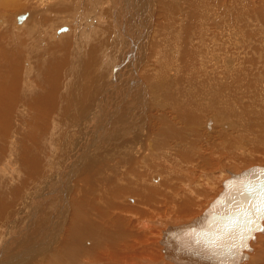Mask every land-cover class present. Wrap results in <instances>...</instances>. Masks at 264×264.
I'll list each match as a JSON object with an SVG mask.
<instances>
[{
  "label": "bare ground",
  "instance_id": "6f19581e",
  "mask_svg": "<svg viewBox=\"0 0 264 264\" xmlns=\"http://www.w3.org/2000/svg\"><path fill=\"white\" fill-rule=\"evenodd\" d=\"M24 1L26 2V6H24L20 0H0V10H2V12L9 13L11 10H13V12L11 13V20H14L13 16L16 14L14 24L13 21H10L12 30H7L6 28H4V30L6 29V32L4 34L7 36V45H5L7 47L3 46L5 48L0 49V70L3 69L2 65L4 67H8L10 70V73L8 74L9 77H5V79L9 78V80H6L9 81V83L5 81L4 84L6 86H10L12 84V81L19 78L18 70H21V60L24 56H34L37 60V66H41L40 72H42L43 70V74L46 73L48 74V76L52 77V81H50L49 86H56L52 88L50 87L51 90L55 92V90H58L59 87L58 80H61L60 74L58 73L60 72V70L58 71V68L55 70V68H53V65L52 68L58 72L54 71V73H51L53 70H49L48 73V68L42 66V62H40L42 63L41 65H38V61L42 59L43 62H46V55L44 52H48L51 55H58V52H61V50L63 49L62 46H72V43L75 53V50L78 48L79 41L73 38V35L71 33L63 35L60 46L53 47L57 45V43H52L54 42L53 37L47 33V36L46 34L42 35V32L44 30L39 29L40 27H38V25H41L39 24V22H44L47 24L57 22L56 20H59L63 15L68 17L69 15L71 16V14L78 12V4L77 2L71 3L69 0H36L33 1V3H31L32 0ZM82 1L84 3H88V7H95L100 0ZM135 1L111 0V5L116 7L123 6V8H120H122L121 10L123 13H125V15L124 17H121L122 20H118L119 23L120 21L123 22V26H126L128 24L127 21H129L128 14L130 13H128V10H126V5L130 3H136ZM158 1H160V4H162L163 6L162 14L159 17L161 19H164L166 22L163 23V21H160L162 24L158 23L159 27L155 32L154 40H152L154 41V43L152 42L153 45L150 44L152 47L151 51H153V53L150 52L151 55H146L145 58L147 60L152 58L154 61L159 62V66L151 68L152 73L148 75V81L145 80V77L143 80H139L138 77H140L141 73H139L140 70H137L136 59H139L141 57L140 55L143 52L137 54L135 53V51H133L129 57L127 56V54L124 55L128 58L125 62H122V64L124 65H119L120 67L118 68L119 72L123 75V79L118 84L119 88H123L125 92H128L129 89H132L131 85L141 86L139 91L141 93V96L137 95V97L143 99V103L141 102L140 106H131L130 109H127V113H134L138 110L143 112L146 105H149L151 106V110H154V112L149 114L159 115L158 119L154 122V125L156 126L153 127V122L151 120H142L141 122H139V127H137L136 129L127 130L128 120L122 122L120 120V117L119 121L115 122V124H117L115 128L119 126L118 131H111V128L110 130L106 131L107 136L103 138L104 133H101V130L104 129V126L106 125L105 119L107 117L106 114H108V108L106 107L111 99H119L112 97L111 91L113 84L110 83L108 85L109 87L105 91L106 94L103 95L104 98L101 97L103 101L102 99H100L99 102H97V104L95 105L94 113L92 114L91 111V113L88 114V116L90 117L89 120H86L85 118L86 121H84L87 122V124H89V122L96 123L94 125H96L97 131L93 132V125H85L81 136L73 145L72 154L68 156V160L65 162L66 165L64 171L59 176H52L47 179V182H45L41 187L42 195L53 197L54 200V211H51L49 208L46 212V214L50 213L52 216L51 223H48L47 226L42 229L40 235H38V239H36V236L34 240L31 241V245L27 244L28 248L25 253H21L17 250L21 249L22 247L14 248L18 243L22 241L21 238H19L20 242H18L17 240L14 241L12 240V238H6V243L2 248H0V253L1 251L5 253L8 250H13L14 253L16 252V255H10V258L3 257V259H5L3 264H42L44 262H46L47 264H155V262L152 260H155L157 258L158 252L156 246L153 243V240H155V238H158L159 229L161 233L159 239L157 240V244L159 245L160 243L161 263L169 261L172 264H223V254H218L212 251L209 252V250H207L206 253L212 255V259L207 258V255L202 252H189L191 253L190 257H186L183 253H188V251L186 252L182 249L180 250L179 247H176L177 244H182V242L180 241L182 232H179L177 227L187 225V223L194 221V219H197L199 215L188 222L180 224H166L164 220L168 219L170 222L177 221L176 218H179L180 214H185L186 212L192 211L194 208H196L199 197L204 193H207V186L213 185L212 179L214 175L206 176V174L203 176H205V178L209 181V184H207L206 186L207 188H205V186L203 187L199 185L194 188L195 193L193 192L191 193V195L189 193V195L177 194V190L176 188H174L175 178L173 177L174 175L172 169L182 165L183 169L188 172L187 168L193 165L195 166L201 162V167H209V163L212 160L214 161V158H222V155L219 156L218 154L220 150L221 153L223 151L225 152V154H227L229 160H233V158L235 157V152L232 150V148L234 146V141L238 137V135L234 134L231 130V132L229 131L227 133H220V131H216L217 129H215V126L221 129V127L228 125L224 124L226 122L224 120H221L222 117L227 116L228 118H232L235 121V123L233 124L238 127V134H241L245 131L247 132L246 129L252 131L255 128H261L264 125V123L262 122L254 123V121H251L252 119L250 118V115H248L252 114V107L250 104H239V102H237V99L239 98L231 99L230 103H225L224 101H222V92L219 91L218 93H215L211 83L212 80H217L218 77L209 75V69L211 68L213 70L212 65H216L215 60L213 62L212 58L217 60V52H223V49L228 46L227 41L223 40V36H226V34H221L219 38H210L208 36V32H212L215 29L214 26H216L215 22L217 19H220L221 17L230 13V8L228 7V5L232 3H239V0H210L211 4L209 9L208 5L204 3V0H190L191 16H187V18H180L179 26L184 27V25L189 21L190 27L194 21H197L198 28L189 30L188 32L191 34L190 36L185 33V37L183 40H181L182 33L179 32V29L175 28L174 18H176V15L174 14V10H176V8L171 3L166 2V0ZM142 2L144 3V1ZM252 3V0H244L243 5L245 7L251 8L252 12L257 13L256 15H261L264 17V10L262 11L256 8V10H253V6L251 5ZM79 5L82 6V4ZM211 6H213L214 8H211ZM235 6L233 7L232 11H236ZM262 6L264 7V5ZM26 7L30 8V16L28 20L23 21V23L18 26L16 25V20L20 23L22 19H25V17H27L26 14H29L28 11H25V13L22 12L21 14L18 13L22 11V8ZM210 10L213 13L211 15L207 14V12ZM49 11L54 14V16L50 18V21H48V18L44 14ZM22 14L23 16L19 17ZM77 16L79 17V15ZM3 18L0 19V26L2 25V27H4ZM138 18L140 20V17ZM136 21H138V19H136ZM262 22L264 23V20H262ZM97 24L98 28L100 29L101 22H98ZM231 25H236L242 28L238 21H236L235 23V20L231 23ZM224 26V22L221 21L220 25H217L216 29H221V33H225L223 29ZM136 27H139V29H141V25L136 23H134L133 25V32L135 33L133 35H135V38L138 39L141 36V33L140 30H135ZM163 28H165V30H171L169 36L164 33ZM207 28H209L210 31ZM142 29H145V26H143ZM230 29L232 30V26L231 28L228 27L227 34L231 33L229 32ZM94 31L95 30L88 31L86 36L91 39L90 37L93 35ZM165 36L168 38H166ZM21 37H23V39ZM44 37H46L45 41L43 39ZM20 38L22 39V42L20 41ZM162 38L165 39L166 44L162 43ZM40 41H44L39 43L44 50V52L42 51V53H38V47L36 45V43ZM125 41H127V39ZM175 42L180 44L182 43V53L178 51L179 49L175 45ZM40 46L39 48L42 50ZM97 46L98 45L96 44V41L91 42L89 52L86 56L87 61L84 64L86 75L83 86V95L90 94L89 92L92 91L94 85L93 84L91 88V81L92 83L96 82L91 78L94 75V60L96 61V59L98 58L96 56V50H94L97 48ZM222 47L224 48L222 49ZM59 48L61 50L58 51ZM252 48H246V51L252 50ZM240 49L243 50L244 47ZM240 49H238V51L242 52V50ZM177 52L180 54H178ZM252 52H254V50ZM214 53H216V55ZM238 54H240V52ZM155 57H157L159 60ZM235 57V67L233 70L225 74V76H227L226 79H230L231 83L234 86L238 87V90L243 91V95L240 98L249 97V100L256 98L264 99V64L262 63L263 66H261L260 68V72H262L256 73L258 72L256 68L258 58L255 59L252 54H249L247 52L241 55V57ZM224 59H226V62H231V60H233V57L231 58L226 56ZM194 61L195 64L192 65ZM181 64H184L186 68H191V75L194 76L195 74H197V79H200L199 81L194 82L193 86L190 85L180 92L176 93L173 90L169 89L168 86L163 82L161 72H164L166 75H173L178 73L180 76L181 85L183 81L182 75L180 73ZM11 65L13 66L14 71L11 70ZM155 65L157 64L155 63ZM209 65V72L207 71L206 74L205 66ZM201 68H203V71H199V69ZM252 68L255 69L256 72L253 73ZM142 70H144V67ZM146 71L147 67L145 69L144 75L146 74ZM40 76H42V74ZM257 76L258 78L260 77V82L257 81ZM223 79H225V77ZM223 79L221 78L217 81L221 83L222 81H224ZM97 80H99V78ZM236 80L238 81V83L236 82ZM242 80L245 82V84ZM100 83L101 82H98V84ZM173 86L174 89H176L175 84H173ZM27 89L28 88L26 83L23 84L22 81H19V89L17 93H9V95H7L4 94L3 91H0L1 105H3L2 103L4 101H8L4 106H2L3 109L9 108L8 103H15V101L18 99L22 100L28 92ZM190 91L191 93L188 94L186 98L181 99L184 94ZM259 92L263 94V97H261L260 95L253 97ZM39 93L37 95L39 96L38 98L34 96L36 99L35 103L40 102L42 107L53 106L54 108L53 102L50 101V92L45 90L42 94ZM30 96L33 97L32 95ZM123 96L127 97V93H125ZM81 99L82 98L78 100V103H82ZM59 100L58 102H60ZM35 103L33 102V104ZM240 103H243V101L240 100ZM263 109L264 108H262L261 110ZM211 111H213V113H211ZM112 112L117 113V111ZM112 112L109 113L112 114ZM9 113H11V111ZM173 113L175 114V116L182 118L185 123L198 124V121L203 122V127H205L207 131L216 132L215 134L217 135L213 136L212 133L210 134V132L209 135L208 132L205 131L203 133L202 130L201 133L197 131L188 132V134L192 135V140H189L187 137L182 135L180 128L174 123V120L172 119L174 116L171 115ZM204 113L206 114L203 115L200 120L201 115ZM210 115L212 117H208ZM2 117L5 118V115H2ZM215 117L216 121L213 120L215 119ZM248 120L250 121L248 122ZM145 127H147L146 135L144 131ZM203 135L206 138L205 139L203 137L205 140L213 142L214 139V143H216H213L214 145H216V152L212 156L205 154V150L208 148L203 149L202 146L199 145V137ZM207 135L209 138H207ZM178 136L180 137L178 138ZM210 137L214 138L210 139ZM254 138H256V140L251 148L239 151L240 154L241 152L251 153L253 152V148L256 149L259 147V145L264 147V134L258 133L257 137ZM150 141H152L154 148H152ZM192 141L197 142L192 145ZM207 141L205 143H207ZM238 142L246 144L248 141L240 140ZM44 156L47 155L44 153ZM167 157L169 158L168 160L166 159ZM256 158L257 157H254L252 158V160H255ZM224 160L225 159H223V161ZM4 163L5 164H3V171L5 172V169L7 167L5 165L7 163ZM183 163H187L188 166H186L187 164L184 166ZM32 167L30 169H32ZM136 171H144L146 176L148 177V179L144 181L149 184L145 185L144 183H139L136 186V191H131L133 188L128 189V191L124 194V199L128 198V195L131 194L134 197V202L132 205L121 204L125 206H132L131 209L122 208L120 205H116L115 198H111L110 196H108V188L117 189L123 187V185L131 186L133 184L132 181H129L128 184H124L121 181L124 179H134V174ZM158 171L160 172V174H158ZM226 172L229 174L228 177H230L234 173H238L227 169ZM157 174L159 175V178L160 175H162L163 179L161 181L160 178L159 183H153L152 181L156 180L155 177L157 176ZM218 175L223 178L224 173L220 171ZM179 176L183 178L186 176V174H182L181 172ZM223 181L221 183L222 190ZM63 186H67V192L62 191ZM50 189H57L58 192H51ZM114 193H117V191H114ZM117 210H127L126 212L130 211L134 214V216H126V213L123 214L124 211H122L121 214V212L118 213ZM116 211L117 214L115 215L114 213ZM149 212L154 214H150ZM152 223H155L158 227L154 228V224ZM262 224L263 227L260 230H256L254 232V238L250 239V247L248 249H243L246 255L238 259L237 262H232L230 264H254V260H251V257L254 255L252 254V252L255 251L254 253H256L259 251V249H255V247L261 237V232L264 233V219L262 220ZM14 231L15 229H11L8 232L7 236L12 237L14 235ZM169 231L172 232L170 235L174 234L178 236L179 240L173 238L169 241ZM86 235H88L91 240H84L83 238ZM200 235V241L194 236L195 239L198 240L197 243L194 242V247L199 246V249L201 247L204 251L205 249H207L206 246L209 247L207 243L208 240L206 238H210L214 234L211 230H206L205 233H202ZM203 236L205 239L203 238ZM262 240L263 239H261V241ZM84 241L89 242V245L83 246ZM171 247L180 250L181 253H175L173 249L171 250ZM260 247L261 249L263 248L262 244L260 245ZM261 249L260 252H262ZM250 253L252 256L250 255ZM255 257L256 256L254 255L252 259H256L258 256L256 258ZM12 258L14 259L10 261ZM258 258H260V255ZM261 258L264 259V254L261 256ZM1 262L2 260L0 259V264Z\"/></svg>",
  "mask_w": 264,
  "mask_h": 264
},
{
  "label": "rangeland",
  "instance_id": "374dc122",
  "mask_svg": "<svg viewBox=\"0 0 264 264\" xmlns=\"http://www.w3.org/2000/svg\"><path fill=\"white\" fill-rule=\"evenodd\" d=\"M20 1L24 6H26V2L24 0H20ZM33 1H36V0H32L31 3H33ZM69 1L71 3L77 2L78 8H79L78 12L71 14V16L69 15V17L63 15L61 16L59 20H56L57 22H53L52 24L39 22V24L41 25H38V27H40L39 29L46 31V32L43 31L42 35L43 34L45 35L47 33L53 37L54 42L52 43H57V45L53 47L60 46V42L62 40L63 35H67L71 33L73 35L72 37L75 38L77 41H79L78 48L76 49L77 51L75 50V53H74V47L72 43V46H69V45L62 46L64 51L63 49L61 50L59 48L58 51L61 50V52L59 51L58 55H51L48 52H44L43 48L40 46L39 43L44 42L46 40V37L43 38L44 41H40L36 43L38 47V48L36 47L38 49V53H42L43 51L46 55V59H45L46 62H43V60L40 59V61H38L39 62L38 65L39 64L41 65L43 63L42 66L48 68V73H49V70L51 71L53 70L52 72L50 71L51 73H54V71L57 68H58L57 69L58 71L60 70V72L55 71V72H58L61 77V80H58V83H59L58 90L56 89L55 92L51 90L52 87H56L54 85L49 86L50 81H52L51 80L52 77L48 76V74L46 73L43 74L44 73L43 70L42 72H40L41 66L40 67L37 66V60L34 56H24L22 58L21 60L22 67H21V70L20 69L18 70L19 78L12 81V84L10 86H6L4 84V82L7 79L9 80V78L5 79V77L8 76V74L10 73L9 68L4 67L2 65L3 69L0 70V91H3L4 94L9 95V93H17L19 89V81L20 82L22 81L23 84L26 83L27 88H28L27 89L28 92L26 94L27 96L25 95L22 100L20 99L16 100L15 103H12V104L8 103L9 108L3 109L2 107L8 101H4L2 103L3 105H1V102H0V106H1L0 108H2L0 109V174L2 172L0 176V216H1L0 218V248H2L3 245L6 243L5 242L6 238H12V240L14 241L17 240L18 242H20L19 238H21L22 241L14 247V248L22 247L21 249H17L21 253H25L28 248L27 244L31 245V241L34 240L36 236H37L36 239H38V235H40L42 229L45 226H47L48 223H51L52 216L50 213L46 214V212H47V209L49 208L51 211H54V208H53L54 200H53V197L42 195L41 187L43 186L45 182H47V179H49L52 176L53 177L59 176L64 171L65 165H66L65 162L68 160V156L72 154L73 145L78 141V138L81 136L85 125L86 126L93 125L94 126L93 132L97 131L96 125H94L96 123L89 122V124H87V122H84V121L89 120L90 117L88 116V114H90L91 111H92V114L94 113L95 105L97 104V102H99L100 99L104 98L103 95L106 94L105 91L109 87L108 85L110 83L113 84L112 91H111L112 97L119 98V99L118 100L111 99L106 107L108 108L107 109L108 114H106L107 117L105 119L106 125L104 126V129L101 130V133H104L103 138L107 136L106 131L110 130L111 128H112L111 131H115V132L118 131L119 126L115 128V126L117 125L115 124V122L119 121L120 117H121L120 120L122 122L128 120L127 130H130V129H136L137 127H139L140 126L139 122H141L142 120L143 121L151 120L153 122V127H155L156 125H154V122L155 120L158 119V116H159L158 114H154V115L149 114V113L154 112V110H151V106L149 105H146L143 112L138 110V111H135L134 113H127V109L128 108L130 109L131 106H137V105L140 106L141 102L143 103V99H141L140 97H137V95L141 96V93L139 92L141 86L131 85L132 89H129L128 92H125L123 88H119L118 84L123 79V75L119 72L118 68L124 65L122 64V62H125L133 51H135V53L137 54L142 53V52L144 53L140 55L141 57L139 59H136L137 70H140L139 73H141L140 74L141 78L138 77L139 80L141 79L143 80L145 77V80L148 81L147 80L148 75L152 73L151 68L152 67L155 68L159 66V62L154 61L152 58L147 60L145 57L146 55H151V53H153V51H151V48H152L151 45H153L152 42L154 43V41L152 40H154L155 38V32L157 31L159 24H162L160 21H163V23L166 22L164 19H161L159 17L162 14V9H163V6L162 4H160V1L158 0H136L135 1L134 0L136 3L127 4L126 10H128V13L130 14H128L129 21H127L128 24L126 26H123V22L121 21L120 23L118 22V20H122L121 17L122 16L124 17L125 15V13H123L121 10L123 6H119V7L113 6L111 5V0H108V1L100 0L95 7H88L87 6L88 3H84L82 0H80V2L79 0H69ZM142 1H144V3ZM252 1L253 3L251 5L253 6V10L255 8L260 9L262 11L264 10V7L262 6L264 5V0H252ZM166 2L171 3L176 8V10H174V14L176 15V18H174L175 28L179 29V32L182 33L181 40H183L185 37V33H187L188 36H190L191 34L188 31L198 28L197 21H194L190 27H189V24H190L189 21L188 23L184 25V27L179 26L180 18L182 17L187 18V16L189 17L191 16L190 15L191 1L190 0H166ZM243 2L244 0H239V3L229 4L228 7L230 8V13L228 15L221 17L220 19H217L215 22L216 26H214L215 29L212 32H208V36L210 38H219L221 34H226V36H223L224 37L223 40L227 41L228 47H226L225 49H223L224 47H222L223 52H217V55L216 53H214L217 56L218 61L212 58L213 59L212 61L214 62L215 60V64H216L215 66L212 65L213 70L210 68V65L205 66L206 74H207L208 69L210 68L209 69L210 72L208 71L209 75L217 76L218 77L217 80L221 78L223 79L224 77L226 79L227 76H225V74L233 70L235 67V62H234L235 61L234 58H236L235 56L241 57V55H243L245 52L252 54V56L255 59L258 58L257 59L258 62L256 64L257 66L256 68L258 72H256L255 69L253 68H252L253 69L252 72L253 73L262 72V71L260 72V68L261 66H263L262 63L264 64V23L262 22V20H264V17L261 15H256L257 13L252 12L251 8L245 7L243 5ZM204 3L208 5V9H209L210 4H211L210 0H204ZM79 4H82L83 7ZM234 6H235L236 11L235 10L232 11ZM211 8H214V7L211 6ZM25 11H28L29 14H26L27 17H25V19H22L20 23L16 20V25L20 26L21 23H23V21L28 20L30 16L29 7L22 8V11L18 13L20 14L22 12L25 13ZM12 12L13 10H11L9 13H4L2 12V10H0V19L4 17L3 18L4 27H2V25L0 26V49L7 47L5 46L7 45V36L4 33L6 32V29L7 30L11 29L10 21H13V24H14V21L16 19L15 17L16 14H15L13 16L14 20H11ZM208 12L207 14H210V15L213 14L211 10ZM214 12H215V9H214ZM44 14L48 18V21H50V18L52 16H54V14L50 11ZM76 14L79 15V17ZM138 17H140V20ZM136 19H138L139 22L136 21ZM234 20H235V23L236 21H238L240 25L242 26V28L236 25H231V23ZM221 21H223L225 24L223 28L225 33H221L220 31L221 29H216L217 25H220ZM98 22H101L100 29L98 28V24H97ZM134 23L141 25L140 27L141 29H139V27L135 28L136 31L140 30V33H141V36L138 39H136L135 35H133L135 34L133 32ZM230 25L232 26V30L230 29L229 32L231 33L227 34L228 27L231 28ZM143 26H145V29H142ZM4 28L6 29L4 30ZM207 29L209 30V28ZM92 30H95V31L93 35L90 37L91 39H89L86 36V34L88 31H92ZM163 31L168 36L171 33V30H165V28H163ZM21 38L23 39V37ZM21 38H20V41L22 42ZM126 39L127 41H125ZM228 40H230L231 42ZM95 41L98 46L96 49L94 48L93 49L96 50V56L98 58L97 59L95 58L96 61L94 60V63H95L94 64V75L92 76L91 79L96 82L92 83L91 81V84H90L91 88H92V85L94 84L92 91L89 92L90 94L83 95V86H84L85 75H86L84 64L87 61L86 56L89 52L91 42H95ZM161 41L163 44H166V41L164 38H162ZM38 45L42 48V50L39 48ZM175 45L179 49L178 51L182 53L183 51L182 43L180 44V43L175 42ZM65 47L67 48V50ZM242 47H244L243 49L244 51L240 49ZM246 48H249V49L252 48V50H248L250 51L248 52L246 51L247 50ZM238 49L242 50V52L238 51ZM253 50L254 52H252ZM124 51H126L127 53ZM239 52L241 55L238 54ZM126 54L128 57L124 56ZM226 56L231 57V58L233 57V60H231V62L230 61L226 62V59H224ZM260 60L263 62H261ZM155 63L157 65H155ZM194 64H195V61L194 63H192V65ZM53 65L56 67H54ZM52 66L53 68H55V70L52 68ZM143 67H144V70H142ZM146 67H147V71H146V74L144 75ZM180 68H181L180 73L183 78L181 85H180V76L178 73L173 74V75H166L164 72H161L163 82L168 86L169 89L173 90L176 93L180 92L181 90L185 89L186 87L190 85L193 86L194 82L199 81L200 79V78L197 79V74H195L194 76L191 75V72H190L191 68L190 69L186 68L184 64H181ZM263 69H264V66H263ZM11 70L14 71V68L12 65H11ZM199 71H203V68L199 69ZM41 74L42 76H40ZM98 78L99 80H97ZM259 78L257 76V81H259ZM225 79H223L224 81H222L221 83L217 80L211 81L214 92L215 93H218L219 91L222 92L221 100L224 101L225 103L226 102L230 103L231 99L239 98L237 99V102H239V104L241 105L250 104L251 105L252 114H248L250 115V118L252 119L250 120L252 122L254 121V123H257V122L264 123V109L261 110L262 108H264V99L256 98V99L249 100L248 99L249 97L240 98L243 95V91L238 90V87L234 86L231 83L230 79L228 78L226 80ZM6 82L9 83V81H6ZM98 82H101V83L98 84ZM236 82L238 83L237 80ZM173 84H175L176 89H174ZM46 88H49V89H46ZM41 90L43 92L45 90L50 92V101L53 102L54 108L53 106L52 107L51 106L42 107L40 102L35 103L36 99L34 96L38 98L39 97L37 96L38 93L39 92H40L39 94L43 93ZM125 93H127V97L123 96ZM190 93L191 91L184 94V96L181 99L186 98L187 95ZM30 95H32L34 99ZM259 95L263 97V94L261 92H259L253 97H256ZM80 98H82L81 99L82 103H78V100ZM58 100L60 102H58ZM240 100L243 101V103H240ZM33 102L37 105L39 104L40 106L33 104ZM55 104H56V107H55ZM81 107H82V110H81ZM76 109H77V112H76ZM9 110L11 111V113H9L10 112ZM14 110H15V113H14ZM108 111L109 112L117 111V113L112 112V114H110ZM206 113L202 114L201 117L199 116L200 120L202 116L205 115ZM211 113H213V111H211ZM12 114L13 115L16 114V115L13 116ZM2 115H5V118H3ZM171 115L174 116L172 119L174 120V123L180 128L182 135L187 137L189 140H192V135L188 134V132L197 131L201 133V130H202L203 133L206 131L208 132V134L209 132L210 134L212 133L213 136L217 135L215 134L216 132L207 131L205 127H203V122L198 121V124L185 123L182 118L175 116L174 113ZM208 117H212V116L210 115ZM213 120L216 121V117ZM221 120H224L226 122L224 124H228V125L221 127L222 130L219 129L217 126H215V129H217L216 131H220V133H227L231 130L233 131L234 134L238 135V137L234 141V146L232 148V150L235 152L234 153L235 160L234 158L233 160L232 159L229 160L228 159L229 157H227V154H225V152L223 151L221 153V150H220L218 154L219 156L222 155V158L221 157L219 159L214 158V161L212 160L209 163L210 164L209 167H201V164H202L201 162L195 166L193 165L187 168L188 172H186V170L183 169L182 165L177 166L176 168L172 169V172L174 175L173 177L175 178L174 188H176L177 194L186 195L189 193L191 195V193L194 192V188L199 185L203 187L205 186V188L207 187L208 188H207V193H204L203 195L199 197V201L196 205V208H194L192 211L186 212L185 214H180L179 218H176L177 221H173L174 223L172 221L170 222L168 219H165L164 222L166 224L168 223L169 224H180V223L188 222L191 219L200 215L206 209L208 204L222 190L221 183L225 178L229 176V174L226 172V169L233 171V172H239L242 169H245L254 164L264 165V147H262L261 145H259V147L256 149L253 148V152L255 153L251 151H250L251 153H248V152H241V154L239 153V151H243L248 148H251V146L254 144L256 140V138L254 137H257L258 133L264 134V125L261 128H255L252 131H249L248 129H246L247 132L245 131L241 134H238V127L233 124L235 123V121L232 118H228L227 116H225V117H222ZM250 120H248V122ZM232 124H233V127H232ZM144 131L146 135L147 127H145ZM179 137L180 136H178V138ZM203 137L205 138L204 135L199 137V143H200L199 145H201L203 149L208 148L205 150L206 151L205 154L212 156L216 152L215 150L216 145H214L216 143H214V139H213L214 137H210V139H213V142L207 141L205 140L206 138L204 139ZM207 138H209L208 135H207ZM240 140H246L248 142L246 144L245 143L242 144L238 142ZM206 141L207 143H205ZM150 142H151L152 148H154L152 141ZM196 142L192 141V145H194V143ZM44 153L47 156H44ZM254 157H257V158L255 160H252V158ZM166 159L168 160L169 158L167 157ZM223 159H225L226 161L224 160L225 161L224 162ZM4 162L7 163L5 165L7 166L5 169L6 170L5 172L3 171V166H4L3 164H5ZM186 164L183 163L184 166ZM186 166H188V164ZM31 167L32 169H30ZM220 171L224 173L223 178L218 175ZM175 172L177 173V175ZM181 172L182 174H186V176L183 178L179 176ZM158 174H160L159 171H158ZM158 174L155 177L156 180L152 181L153 183H159L160 178L162 181L163 176L160 175V178H159ZM203 175H206V176L214 175L212 179V183H213L212 186H207V184H209V181ZM147 179L148 177L146 176L144 171L142 172L136 171L134 174V179H129V180L124 179L121 181L124 184H128L129 181H132L133 184L131 186L123 185V187L117 188V189L108 188L109 189L108 196H110L111 198H115L116 205H120L122 208L131 209L132 206H125V205H132L134 202L133 201L134 197L131 194H129L128 195L129 197L124 199V194L128 191V189H131V188H133L131 191H136L137 190L136 186L139 183H144L145 185H148L149 183L144 181ZM67 190H68L67 186L62 187L63 192H67ZM50 191L58 192L57 189H50ZM114 191H117V193H114ZM121 204H125V205H121ZM117 211L118 213L121 212V214H122V211H124L123 214L126 213L125 214L126 216H132V217L134 216L132 212L130 211L126 212L127 210H122V211L117 210ZM117 211L114 213L115 215L117 214ZM149 213L154 214L151 212ZM152 224H154V228L158 227L155 223H152ZM11 229H15L14 235L12 237L7 236L8 232ZM158 231H159V236H160V233H161L160 229ZM159 236L157 239L155 238V240H153L154 241L153 243L156 246L158 253H157V258H156L157 260L155 259L152 261H154L155 264H167V262L168 264H172L169 261H166L165 263H161L160 261V258H161L160 243L159 245L157 244V240L159 239ZM83 239L91 240V238L88 235H86ZM261 239L263 240L261 241ZM258 243H257L258 245L256 244L255 249H259V251L256 253H254L255 252L254 251L252 252V254H254L256 257L257 256L259 257L260 255V258L255 257L256 259H252L254 255L252 256L250 253V255L252 256L251 260H254V264H264V259L261 258V256L264 254L263 253L264 250H262L264 249V233L263 232H261V237ZM261 244L263 246L262 249L260 247ZM87 245H89V242L84 241L83 246H87ZM260 249L262 252H260ZM10 255H16V252L14 253L13 250H8L5 253L1 251L0 253V259L2 260L1 264H3L5 260L3 259V257L10 258L9 257ZM13 259L14 258H12L10 261H12ZM42 264H47V263L44 262Z\"/></svg>",
  "mask_w": 264,
  "mask_h": 264
},
{
  "label": "water",
  "instance_id": "95a60500",
  "mask_svg": "<svg viewBox=\"0 0 264 264\" xmlns=\"http://www.w3.org/2000/svg\"><path fill=\"white\" fill-rule=\"evenodd\" d=\"M22 16L23 14L19 17ZM263 219L264 165L254 164L226 178L223 181V190L199 217L185 226L177 227L182 232V244H177L176 247L188 251L183 253L186 257H190L189 252H202L212 259V255L206 253L209 250L223 254V264L237 262L246 255L243 249L250 247L249 241L254 238V232L263 227ZM206 230H211L214 235L206 238L209 247L206 246L207 249L203 251L199 246L194 247V242L200 241V234ZM171 233H168L169 241L173 238L179 240L178 236L170 235ZM172 249L175 253H181L180 250L171 247Z\"/></svg>",
  "mask_w": 264,
  "mask_h": 264
}]
</instances>
